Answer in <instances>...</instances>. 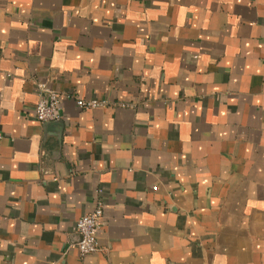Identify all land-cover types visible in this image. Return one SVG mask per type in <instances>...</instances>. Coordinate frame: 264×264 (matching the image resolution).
I'll return each mask as SVG.
<instances>
[{"label": "crops", "instance_id": "1", "mask_svg": "<svg viewBox=\"0 0 264 264\" xmlns=\"http://www.w3.org/2000/svg\"><path fill=\"white\" fill-rule=\"evenodd\" d=\"M0 264H264V0H0Z\"/></svg>", "mask_w": 264, "mask_h": 264}, {"label": "built area", "instance_id": "2", "mask_svg": "<svg viewBox=\"0 0 264 264\" xmlns=\"http://www.w3.org/2000/svg\"><path fill=\"white\" fill-rule=\"evenodd\" d=\"M38 99L34 105V115L38 122H58L63 116V105L60 95L43 84H38ZM75 104L81 109H88L97 106H108L107 100H100L94 97L78 94L74 96ZM100 204L89 211L81 214L76 219V231L79 235L77 242L78 252L84 256L94 252L97 249V232L100 228V219L102 216Z\"/></svg>", "mask_w": 264, "mask_h": 264}]
</instances>
